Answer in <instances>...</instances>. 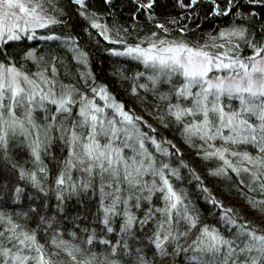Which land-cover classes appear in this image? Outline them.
Listing matches in <instances>:
<instances>
[{
    "label": "trees",
    "instance_id": "obj_1",
    "mask_svg": "<svg viewBox=\"0 0 264 264\" xmlns=\"http://www.w3.org/2000/svg\"><path fill=\"white\" fill-rule=\"evenodd\" d=\"M33 1L50 24L1 42L0 66L29 78L41 70L73 96L104 92L161 156L190 222L166 220L160 191L69 171L64 139L36 157L22 139L1 137L0 264H264V140L198 136L183 76L125 52L177 44L250 62L264 55V0ZM244 96L264 104V95Z\"/></svg>",
    "mask_w": 264,
    "mask_h": 264
},
{
    "label": "rangeland",
    "instance_id": "obj_2",
    "mask_svg": "<svg viewBox=\"0 0 264 264\" xmlns=\"http://www.w3.org/2000/svg\"><path fill=\"white\" fill-rule=\"evenodd\" d=\"M43 13L33 0H0V43L32 38L50 24ZM125 52L159 70L174 68L185 78V96H192L195 103V111L189 108L187 114L200 118L199 126L194 123L198 136L208 134L213 141L216 136L221 139V133L231 143L243 141L242 136L252 131L250 136L264 140V104L255 105L244 96L264 95V55L240 62L177 44ZM52 85L41 70L29 78L12 66H0V138L22 139L36 157L53 137L64 139L69 171L98 169L117 180L121 176L130 189L160 191L166 220L174 216L185 229L190 222L185 218V197L171 191L162 175L161 156L145 148L120 107L99 90L73 96ZM223 95L234 100H222ZM208 121L217 126L210 127Z\"/></svg>",
    "mask_w": 264,
    "mask_h": 264
},
{
    "label": "bare ground",
    "instance_id": "obj_3",
    "mask_svg": "<svg viewBox=\"0 0 264 264\" xmlns=\"http://www.w3.org/2000/svg\"><path fill=\"white\" fill-rule=\"evenodd\" d=\"M184 78V77H183ZM184 80H185V78H184ZM95 171L97 172V175H100L102 178H103V180H105L104 182H107L108 183V180H106L107 178H109V177H113L112 175H109L108 173H105V172H103V171H100V170H98V169H95ZM114 178V177H113ZM115 180H111V186H114V185H117V186H121L120 185V182L122 181V182H124L123 181V178H121V176H120V180H117L116 178H114ZM126 185V184H125ZM125 189H127V186H124V190Z\"/></svg>",
    "mask_w": 264,
    "mask_h": 264
}]
</instances>
